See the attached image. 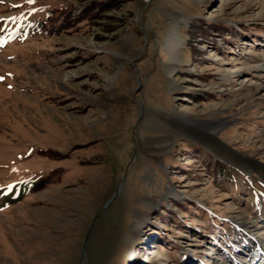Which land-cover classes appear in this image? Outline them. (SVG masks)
Returning a JSON list of instances; mask_svg holds the SVG:
<instances>
[{
  "label": "rangeland",
  "instance_id": "1",
  "mask_svg": "<svg viewBox=\"0 0 264 264\" xmlns=\"http://www.w3.org/2000/svg\"><path fill=\"white\" fill-rule=\"evenodd\" d=\"M1 35L0 264H264V0H0Z\"/></svg>",
  "mask_w": 264,
  "mask_h": 264
},
{
  "label": "trees",
  "instance_id": "2",
  "mask_svg": "<svg viewBox=\"0 0 264 264\" xmlns=\"http://www.w3.org/2000/svg\"><path fill=\"white\" fill-rule=\"evenodd\" d=\"M34 23L37 25V26H39L40 28H42V25H44V23L42 22V24L40 23V21H34ZM0 38H2V35H1V37ZM12 192H14V191H11L10 189H4L3 191H0V200L2 201H4V200H7L8 199V195H10V196H12ZM4 198V199H3ZM21 199L19 198V197H17L16 196V199L15 200H13V202H19Z\"/></svg>",
  "mask_w": 264,
  "mask_h": 264
},
{
  "label": "bare ground",
  "instance_id": "3",
  "mask_svg": "<svg viewBox=\"0 0 264 264\" xmlns=\"http://www.w3.org/2000/svg\"><path fill=\"white\" fill-rule=\"evenodd\" d=\"M261 167V168H260ZM260 167H259V169L260 170H262V171H264V167H262L261 165H260ZM172 220V219H171Z\"/></svg>",
  "mask_w": 264,
  "mask_h": 264
}]
</instances>
